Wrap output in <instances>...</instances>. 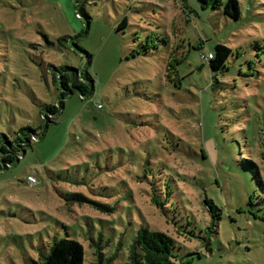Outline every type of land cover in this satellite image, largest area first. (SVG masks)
<instances>
[{
    "label": "rangeland",
    "instance_id": "obj_1",
    "mask_svg": "<svg viewBox=\"0 0 264 264\" xmlns=\"http://www.w3.org/2000/svg\"><path fill=\"white\" fill-rule=\"evenodd\" d=\"M239 3L235 20L212 0H0V132H44L0 170V264L67 235L85 264L98 247L126 264L141 224L177 239L178 263L264 264V0ZM70 38L92 54L94 94L45 129L53 66H86ZM217 43L234 55L214 80L201 52ZM206 198L211 250L188 231L210 224Z\"/></svg>",
    "mask_w": 264,
    "mask_h": 264
},
{
    "label": "trees",
    "instance_id": "obj_2",
    "mask_svg": "<svg viewBox=\"0 0 264 264\" xmlns=\"http://www.w3.org/2000/svg\"><path fill=\"white\" fill-rule=\"evenodd\" d=\"M85 1L76 0L82 13H85ZM205 1L208 2L209 0ZM212 6L214 8H222L223 13L232 19L238 20L241 17L239 0H212ZM127 24L128 19L124 17L118 24L117 29H123ZM64 39L67 41L69 37H64ZM70 41L71 45H74L84 55L86 66L84 68L68 64L53 66L55 71L54 79L58 83L60 96L58 102L45 104L44 106L42 118L45 120V129L62 112L67 97L78 93L82 99H87L94 94L95 79L88 70V67L92 64V54L72 41L71 38ZM142 47L144 51L151 49L149 43L144 44ZM208 53H212V57H207ZM232 55H234L232 47L225 43H217L213 51L201 52V59L209 63L215 80L218 73L227 69V63L230 62ZM43 135L44 132L40 133L31 126L21 127L15 135L0 132V170L8 169L11 165L18 162L22 152L26 153L27 147L32 146V142L40 139ZM74 196L78 197L79 195L75 194ZM153 197L154 201H157L154 193ZM205 203L211 213L210 224L206 228L197 230L194 227L188 231L192 236L202 240L201 242L206 250H211V235L219 226L221 210L210 198H206ZM178 246L177 239L167 232L141 224L136 230L132 244L128 247L126 264H184L191 261L192 255L182 259L180 263L176 262ZM96 253V264H114L117 260V253L107 257L99 247ZM198 254L200 255L201 252H198ZM33 264H85V247L79 240L67 235L66 237L53 240L45 251L40 252L38 260H34Z\"/></svg>",
    "mask_w": 264,
    "mask_h": 264
},
{
    "label": "built area",
    "instance_id": "obj_3",
    "mask_svg": "<svg viewBox=\"0 0 264 264\" xmlns=\"http://www.w3.org/2000/svg\"><path fill=\"white\" fill-rule=\"evenodd\" d=\"M207 57H212V53H208ZM99 106H100V104H99ZM28 181L30 183H33V184L37 182L36 178L33 175L28 176Z\"/></svg>",
    "mask_w": 264,
    "mask_h": 264
}]
</instances>
